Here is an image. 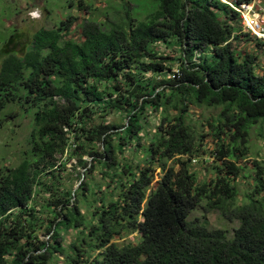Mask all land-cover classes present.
I'll use <instances>...</instances> for the list:
<instances>
[{"label": "trees", "instance_id": "trees-1", "mask_svg": "<svg viewBox=\"0 0 264 264\" xmlns=\"http://www.w3.org/2000/svg\"><path fill=\"white\" fill-rule=\"evenodd\" d=\"M76 1L69 6L89 7ZM130 1L125 18H85L75 37L71 15L40 28L21 56L1 61L0 113L18 102L33 117L24 159L0 168V264L60 256L64 264H264L259 163L252 161L258 173L245 202L237 204L235 185L249 132L264 124V72L255 71L264 41L243 30L231 7L252 0ZM160 44L178 57L160 56ZM194 107L220 109L202 133L192 125ZM113 114L119 123L107 120ZM127 153L142 158L129 162ZM71 159L75 190L64 176ZM198 159L209 178L191 168ZM89 165L108 195L98 197L97 184L76 170ZM80 204L94 207L88 220ZM201 204L238 222L230 237L189 218ZM43 230L51 241L40 240ZM71 230L77 237L65 249ZM126 234H137L136 243L113 242Z\"/></svg>", "mask_w": 264, "mask_h": 264}, {"label": "rangeland", "instance_id": "rangeland-1", "mask_svg": "<svg viewBox=\"0 0 264 264\" xmlns=\"http://www.w3.org/2000/svg\"><path fill=\"white\" fill-rule=\"evenodd\" d=\"M77 2L76 0H74ZM134 5H146L147 0H133ZM69 0H0V65L4 56L8 54H16L18 56L22 55V50L29 43L30 37L39 30L40 28L51 29L61 21H65L67 16L71 15L72 18H76L74 24V30L72 31V37L77 35L79 32V26L83 19L87 18H97L98 20L103 17L106 13L109 18L112 19H123L125 18V10L123 6H127V9L133 8L130 4V0H85L89 4L86 9L79 10L78 7H70L68 4ZM148 3V2H147ZM260 3V4H258ZM255 11L258 12L259 20L264 23V0H255ZM130 12V11H129ZM134 14V13H133ZM140 15V16H138ZM133 17L138 19H144V14H138ZM132 16V15H131ZM241 18V17H240ZM242 20V19H241ZM242 27L244 29L243 23ZM248 32V31H247ZM246 32V33H247ZM250 35L255 37L251 32ZM260 40V39H258ZM263 41V40H262ZM159 51V55H167L171 58L178 57V53L173 52L171 49L165 48L163 44L157 45L155 47ZM246 47H241L239 50L245 49ZM249 53L253 52V46L248 47ZM177 65H174L171 72L175 71ZM256 73L262 74L264 72V57L259 56L258 66L256 67ZM149 77L150 75H146ZM173 78V77H172ZM24 106L20 103L8 104L7 107L0 113V168H14L24 159L25 153L28 151V138L32 130V117L33 111H24ZM220 109H207L204 107L192 108V125L198 131L202 133L201 123L206 120L216 117ZM156 116V115H154ZM109 122L119 123L118 117L113 114L107 118ZM152 127L154 126V120L151 119ZM97 123V120L94 121ZM151 127V128H152ZM212 142L208 139L205 141V147L212 149ZM131 146H134L132 144ZM99 147V143L96 144ZM131 149V148H130ZM128 152H130L128 150ZM125 158L129 162H136L142 158L140 155L135 157L133 153L125 154ZM60 156H57L59 158ZM83 159L90 163L91 157L85 155ZM77 159H71L67 162L65 169H67L66 186H72V189H76L80 184L77 178V173L72 171L73 166H75ZM255 160L259 163L260 168L264 172V124H258L254 126L250 132L247 139V157L240 160L242 164V169L239 172V177L235 181V185L238 189L237 204L245 202L244 196L252 191L255 187V176H257L258 171L255 169V165L252 161ZM167 165H173V161H167ZM191 168L201 175H205L206 178L210 177V174L204 172L203 163L200 159L196 163L191 164ZM90 165L87 167V171L82 168H77V172L80 174H85L88 180H93L95 184L100 188L96 189L98 197L101 196L100 191H104V179L98 169L95 171H88ZM255 169V170H254ZM68 173L70 175H68ZM160 178V171L156 170L154 173V179L152 184L154 185ZM85 180V177L84 179ZM264 181V175H263ZM102 186V187H101ZM102 193V194H103ZM108 195V193H105ZM46 195V194H45ZM48 196V195H46ZM92 199V197L90 198ZM99 202L95 206L98 205ZM204 204L199 205L190 215V219H201L206 220L209 227L213 229H222L228 232L230 237L233 230L237 228L238 222L236 220L230 221L225 218L220 211L213 210L207 211L204 208ZM83 216L86 220L89 219V213L93 211L94 207L88 208L84 204H80ZM142 220V218H139ZM63 246L67 249L69 243L73 242L77 235L75 231H67L63 235ZM39 238L42 241H51V233L48 234L46 231L39 232ZM138 239L137 234H126L121 238H115L113 242L118 245H126L129 243H136ZM97 252H91L92 255ZM63 257L60 256L57 260L51 262L50 264H64Z\"/></svg>", "mask_w": 264, "mask_h": 264}, {"label": "built area", "instance_id": "built-area-1", "mask_svg": "<svg viewBox=\"0 0 264 264\" xmlns=\"http://www.w3.org/2000/svg\"><path fill=\"white\" fill-rule=\"evenodd\" d=\"M254 6L255 0H252L250 3L231 5L232 9L241 17L244 29L264 41V23L260 22L258 12L255 11ZM173 75H180L178 67L175 68Z\"/></svg>", "mask_w": 264, "mask_h": 264}, {"label": "crops", "instance_id": "crops-1", "mask_svg": "<svg viewBox=\"0 0 264 264\" xmlns=\"http://www.w3.org/2000/svg\"><path fill=\"white\" fill-rule=\"evenodd\" d=\"M258 4H260V3H258Z\"/></svg>", "mask_w": 264, "mask_h": 264}]
</instances>
